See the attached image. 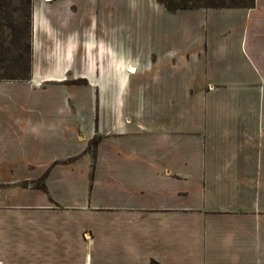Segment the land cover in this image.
Returning a JSON list of instances; mask_svg holds the SVG:
<instances>
[{"label": "crops", "instance_id": "crops-1", "mask_svg": "<svg viewBox=\"0 0 264 264\" xmlns=\"http://www.w3.org/2000/svg\"><path fill=\"white\" fill-rule=\"evenodd\" d=\"M30 45L0 264H264V0H31Z\"/></svg>", "mask_w": 264, "mask_h": 264}, {"label": "rangeland", "instance_id": "rangeland-1", "mask_svg": "<svg viewBox=\"0 0 264 264\" xmlns=\"http://www.w3.org/2000/svg\"><path fill=\"white\" fill-rule=\"evenodd\" d=\"M30 0H0V79L23 78L31 54ZM86 249L97 248L89 233H82ZM97 253V252H96ZM101 254L92 256L93 262H101Z\"/></svg>", "mask_w": 264, "mask_h": 264}, {"label": "trees", "instance_id": "trees-1", "mask_svg": "<svg viewBox=\"0 0 264 264\" xmlns=\"http://www.w3.org/2000/svg\"><path fill=\"white\" fill-rule=\"evenodd\" d=\"M169 11H175L180 8L193 7H252L254 0H159ZM31 7V0H30ZM31 47V45H30ZM31 54L29 64L27 65V75L23 78H4L0 80H26L30 75Z\"/></svg>", "mask_w": 264, "mask_h": 264}]
</instances>
